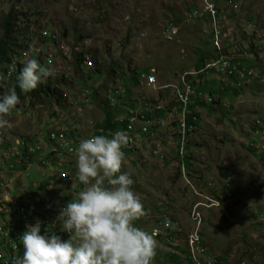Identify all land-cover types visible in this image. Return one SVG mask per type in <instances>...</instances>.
<instances>
[{
	"label": "rangeland",
	"instance_id": "374dc122",
	"mask_svg": "<svg viewBox=\"0 0 264 264\" xmlns=\"http://www.w3.org/2000/svg\"><path fill=\"white\" fill-rule=\"evenodd\" d=\"M211 1L227 49L245 54L244 64L264 71V0ZM203 7L201 0H0V17L8 12L18 16L12 61L0 70L4 82L16 64L22 68L25 60L37 59L54 72L43 83L62 94L59 100L46 92L23 100L9 117L10 126L0 129V152L7 153L6 161L0 157V189L7 185L15 204L25 207L15 219L23 218L25 227L44 220L41 235L70 238L56 217L82 186L75 151L65 145L70 141L76 150L81 139L110 137L108 115L109 124H116V114L124 115L133 110L135 99L154 94L155 89L134 86V74L140 81L143 70L153 67L161 85L175 82L183 70L202 67L199 59L213 53L209 25L193 16L204 14ZM170 23L178 33L168 40L164 30ZM79 53L84 55L80 64ZM197 79V90L210 94L213 103L195 100L199 120L183 144L185 174L175 159L177 141H169L170 155L163 162L144 152L124 154L122 172L130 173L145 211L136 226L150 234L162 227L154 236L152 264H193L186 240L195 233L190 215L197 204L203 257H215L220 264H264V162L251 145L259 139L249 131L255 116L264 118V85L250 82L233 90L214 72ZM120 89L124 94H118ZM136 124L137 116H130L129 125ZM56 132L53 144L49 134ZM129 137L136 139V132ZM25 147L28 154L20 163ZM0 207H5L1 198ZM165 219L171 226H165ZM15 242L16 252L5 251L12 261L24 253L21 240Z\"/></svg>",
	"mask_w": 264,
	"mask_h": 264
},
{
	"label": "clouds",
	"instance_id": "9594fccd",
	"mask_svg": "<svg viewBox=\"0 0 264 264\" xmlns=\"http://www.w3.org/2000/svg\"><path fill=\"white\" fill-rule=\"evenodd\" d=\"M51 62L49 61V64ZM54 76L50 67L29 58L17 76L21 93H30ZM4 77L0 75V87ZM21 103L16 87L0 98V129L10 126L9 117ZM129 143L123 131L111 137L95 135L81 139L76 150V179L81 190L56 217L67 241L52 234L41 235V225H27L20 238L23 256L13 264H152L157 241L136 226L144 215V206L132 189L134 180L123 171V148ZM165 226L171 221L165 219Z\"/></svg>",
	"mask_w": 264,
	"mask_h": 264
},
{
	"label": "built area",
	"instance_id": "2783aa9c",
	"mask_svg": "<svg viewBox=\"0 0 264 264\" xmlns=\"http://www.w3.org/2000/svg\"><path fill=\"white\" fill-rule=\"evenodd\" d=\"M204 4L203 10L200 15H193L194 18L201 21H205L210 27L209 37L211 41V48L214 50V55L210 56L199 69L183 70L181 71L175 82H166L161 85H157L156 70L151 67L149 70H143V79L138 81L137 87L155 89L154 94L150 97L135 99L133 103V110H124V115H116V124H109L110 128L107 131L111 137L117 131L125 132L129 137V132H136V139H129V143L122 150L125 152L138 153L144 152L148 155H157V161L163 162L164 157L170 155L169 141L178 142L177 157L179 164L181 165V173L185 174L184 161L182 160L183 144L187 142V136L190 132L197 128L199 114L196 109L195 100L201 98L205 104L213 103V97L210 94H203L197 90L195 81H199L197 78L199 75L208 72H214L224 76L228 85H232V89L237 90L241 85L245 83H258L263 88L264 78L245 79V68L243 72H240V76L235 80L227 81V73L230 69L234 68L235 63H243L242 60L245 54H233L231 51L227 52L228 44L223 43L221 30V19L218 15V11L211 0H201ZM178 33V29L172 23L168 24L164 30L165 37L168 40L174 38ZM88 58L86 63L88 62ZM15 68V66H14ZM226 85V83L224 84ZM171 91V97L169 99L166 93ZM119 95L124 94L123 89H120ZM134 101V99H133ZM137 116V124L129 125V117ZM251 127L249 131L255 133L256 124L264 125V118L255 116L252 119ZM168 132L166 136L163 134ZM65 135V132H64ZM57 132L50 133L49 139L53 144L56 142ZM66 137V135H65ZM259 139L258 143H251L254 146V150L258 154V158L261 162H264V157H261V149L264 147V136H256ZM20 146V145H19ZM25 146V142L21 144ZM65 149H71V153L74 152L71 142L65 145ZM9 151H11L9 149ZM15 153H19L18 149H15ZM63 153V151H62ZM62 153L58 155V160ZM27 147L20 156V163L23 156H26ZM7 155L6 152L1 151L0 157L4 159ZM6 161V160H5ZM59 162V161H58ZM62 176V173H60ZM0 196L5 198V207H0V223H4L8 226V234H1L4 238V245L1 246L0 264H9V262H3L2 251L16 252V246L12 245V236L9 233V224H17L21 226L23 218H14V214L22 213L25 210L24 205H17V209H10L9 199H14L10 196V189H0ZM21 197V195L19 196ZM19 197H15L18 201ZM214 202V201H210ZM219 202V201H217ZM191 217L194 218L195 233L188 234L187 243L190 250V258L193 264H220L215 257L203 258V247L201 246L202 240H197L198 224L201 222V213L198 210L197 204L192 205ZM39 223H44V220H40ZM161 226L154 227V235L157 236L161 231ZM20 235V238L23 234ZM22 243V240H21Z\"/></svg>",
	"mask_w": 264,
	"mask_h": 264
},
{
	"label": "trees",
	"instance_id": "16d2710c",
	"mask_svg": "<svg viewBox=\"0 0 264 264\" xmlns=\"http://www.w3.org/2000/svg\"><path fill=\"white\" fill-rule=\"evenodd\" d=\"M24 16H25L24 21L28 22L29 16H26V15H24ZM20 17H23V15ZM17 19H18V16L12 14L11 12H8L6 15H2L0 17V70L4 69V71H5L12 61L11 57H10V53H12L13 48L16 47L17 32H18L16 30ZM209 38H208V40L210 41ZM227 52H229L228 49H227ZM213 55H214V50H213L212 54H208V55L201 57L199 59L200 64L201 65L204 64V62L206 61L205 59H208L209 56H213ZM83 58H84V55L79 53V55L77 56V62L80 64L83 61ZM5 67H6V69H5ZM200 67L196 66L195 69H199ZM149 68H151V67H148L144 70H149ZM20 70H21V66L19 64H16L14 73L10 74L7 77L5 82L3 81L4 86L0 87V98H2V96H3L2 94H3L4 90H6V93H7L8 89H10L12 87H16V91L19 94L21 102L23 100H25L27 98H31L33 96L37 97V96H39L40 93H43V92H46V94H48L49 96L56 97L57 100L62 98V94L58 91V89L57 88L52 89L48 83L39 84L38 87L30 93H27V94L21 93L20 89L18 87V81H17V76L19 75ZM100 72L101 71H97L96 73H100ZM137 77H138L137 74H134V76L132 77V81H133L134 86L138 85ZM125 95H126V91H125ZM98 104L103 105L104 103L101 102ZM19 106H20V104L17 106V109L19 108ZM103 107H105V105ZM110 116L111 115H108L106 125H109V120L111 119Z\"/></svg>",
	"mask_w": 264,
	"mask_h": 264
},
{
	"label": "bare ground",
	"instance_id": "6f19581e",
	"mask_svg": "<svg viewBox=\"0 0 264 264\" xmlns=\"http://www.w3.org/2000/svg\"><path fill=\"white\" fill-rule=\"evenodd\" d=\"M245 68V79H253V78H261L263 76L264 78V71L257 66H248L247 64L244 63H235L234 68L230 69V72L227 73V79L228 80H235L237 77L240 76V72H243ZM264 128L263 124H256V131L254 135L256 136H264V131H261V129ZM196 129H194L192 132L189 134H192ZM188 134V135H189ZM129 139H135V137H129ZM69 142V141H68ZM55 144V143H54ZM56 149L52 150L51 152L56 153ZM31 151L33 149L31 148ZM262 153L264 154V147L262 149ZM157 156V155H155ZM264 157V155H263ZM7 189V185L4 186ZM0 198L4 201L5 203V198L1 197ZM11 201L14 200L13 204L10 206L11 209H17V205L15 204V199H9ZM9 201V203L11 202ZM25 231H27V227H25V224H21V226H17V224H9V233L10 236H12V245H17L14 244L16 243L15 240H21L20 235L18 234H23ZM0 233L1 234H8V226H5L4 223H0ZM152 235H154V229L152 231ZM0 242L4 243V238L0 236ZM19 249V246H16V251ZM0 255H1V250H0ZM10 257V254L6 253L5 251H2V260L3 262H9V264H13V261L8 259ZM205 258V257H203ZM210 258V257H207Z\"/></svg>",
	"mask_w": 264,
	"mask_h": 264
}]
</instances>
